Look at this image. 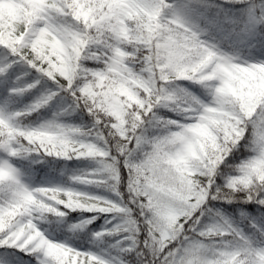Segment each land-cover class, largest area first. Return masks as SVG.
Listing matches in <instances>:
<instances>
[{
	"label": "snow or ice",
	"instance_id": "snow-or-ice-1",
	"mask_svg": "<svg viewBox=\"0 0 264 264\" xmlns=\"http://www.w3.org/2000/svg\"><path fill=\"white\" fill-rule=\"evenodd\" d=\"M0 249L264 264V0H0Z\"/></svg>",
	"mask_w": 264,
	"mask_h": 264
},
{
	"label": "trees",
	"instance_id": "trees-1",
	"mask_svg": "<svg viewBox=\"0 0 264 264\" xmlns=\"http://www.w3.org/2000/svg\"><path fill=\"white\" fill-rule=\"evenodd\" d=\"M39 178L40 177L38 176L37 179H39ZM100 222L101 221H98L97 223L99 224ZM44 227L47 228L49 232H52L53 236H62L63 235V233L55 230V228H56L55 224H52V225L45 224ZM0 251H2V249H0ZM16 255L18 257H22V259L20 260V264H28V257H25L23 253H16Z\"/></svg>",
	"mask_w": 264,
	"mask_h": 264
},
{
	"label": "rangeland",
	"instance_id": "rangeland-1",
	"mask_svg": "<svg viewBox=\"0 0 264 264\" xmlns=\"http://www.w3.org/2000/svg\"><path fill=\"white\" fill-rule=\"evenodd\" d=\"M38 178V177H37Z\"/></svg>",
	"mask_w": 264,
	"mask_h": 264
}]
</instances>
